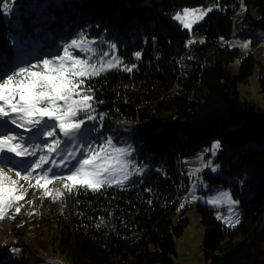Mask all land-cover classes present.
I'll return each instance as SVG.
<instances>
[{
  "label": "trees",
  "instance_id": "1",
  "mask_svg": "<svg viewBox=\"0 0 264 264\" xmlns=\"http://www.w3.org/2000/svg\"><path fill=\"white\" fill-rule=\"evenodd\" d=\"M206 6L213 9L191 29L175 19L184 9ZM240 10L239 23L234 16ZM234 36L264 40V0H0V54L14 58L21 40L29 58L42 64L56 59L50 52L64 56L62 48L72 59H86L82 54L95 44L114 50L120 62L110 69L95 63L99 74L78 77L83 84L73 98L88 92L104 134L114 136V144L124 139L134 164L147 170L138 175L130 168L123 185L95 190L77 182L70 192L64 181V209H36L39 227L50 220L58 231L56 250L70 264H174L177 240L189 225L178 208L188 180L182 160L213 141L220 144L215 161L222 175L207 171L204 177L234 185L242 215L229 228L210 206L197 205L207 228L205 259L264 264V106L241 97L255 59L240 60L235 73L239 50L227 44ZM260 84L264 93V76ZM118 124L126 126L122 137ZM19 208L6 215L21 230L14 229L0 264H33L34 252L24 243L33 235L23 215L29 209L24 203Z\"/></svg>",
  "mask_w": 264,
  "mask_h": 264
},
{
  "label": "snow or ice",
  "instance_id": "2",
  "mask_svg": "<svg viewBox=\"0 0 264 264\" xmlns=\"http://www.w3.org/2000/svg\"><path fill=\"white\" fill-rule=\"evenodd\" d=\"M175 19L181 20L180 16ZM183 26L190 25L183 23ZM22 44L18 40L14 58L0 54V215L23 198L17 188L19 181L13 180L5 168L25 181L40 170L34 178L46 195L52 180L69 181L64 186L71 192L77 182L93 190L100 185H123L131 175L129 168L142 174V169L133 162L130 148L117 146L119 141L114 144V136L104 134L103 118L94 115L88 92L80 99L73 98L80 95L77 89L83 84L78 77L99 74L95 63L72 59V53L64 49V56H59L58 51L48 53L56 59H42L44 70L34 71L40 58H29ZM107 52L106 46L99 48L95 59L103 58ZM135 57L139 59L140 53H135ZM109 66H113L111 62ZM127 70L131 72L132 68ZM57 129L62 136L56 135ZM74 145L83 147L79 158L71 150ZM213 148H220V144L215 143ZM15 210L19 212L20 208Z\"/></svg>",
  "mask_w": 264,
  "mask_h": 264
},
{
  "label": "rangeland",
  "instance_id": "3",
  "mask_svg": "<svg viewBox=\"0 0 264 264\" xmlns=\"http://www.w3.org/2000/svg\"><path fill=\"white\" fill-rule=\"evenodd\" d=\"M212 9L213 8L210 6L193 9L188 8L184 9L177 16H180V22L183 21V23L189 24L190 26L188 29H191L194 24L202 21L204 16ZM251 13L255 17H259V14L254 9L251 10ZM243 17L244 12L240 10L235 14L234 19L240 23ZM240 27L235 28V34L239 32ZM197 39H199L197 36H193L191 41ZM227 44L239 50V58L233 63L235 73L240 69V60L248 55L254 57V72L249 79V83L241 86V97L244 100H254L259 102L261 106H264V93L261 92L262 87L260 84V78L264 76V40L255 42L253 36L248 39L234 36L227 40ZM245 44L247 47L243 46ZM98 49L97 45L91 44L82 55L90 62L102 63L108 69L119 66L120 62L114 50L108 51L101 59H95L98 55ZM33 51H36V48H34ZM62 52H64L63 48ZM109 62L113 65L112 67L109 66ZM33 70L43 71V64L37 63V66ZM86 123L88 122L86 121ZM117 128L119 133H121V137L124 136L126 126L118 124ZM56 135L58 137L62 136L58 129ZM118 141L119 144L117 146H127V142L124 139L119 138ZM217 142L218 141H213L210 145L199 150L195 155L186 157L182 160V168H184L183 171L188 180L184 190L178 196V208L180 211L185 210V216L189 219V225L185 228L183 235L177 240V255L174 257V264H208L202 250L204 235L207 228L203 226L200 220L197 211L198 204L207 205L214 209L219 221L229 228H235L240 222L242 210L240 200H238L233 192L234 185L224 187L223 185L211 183L210 180L204 177L207 171L213 173L215 176L222 175L221 164L215 161L219 148H213V145ZM63 147L64 145L62 144L61 148ZM71 150L76 158H79L83 147H76L74 145ZM42 151L46 152L47 149H43ZM39 152L40 150H38V154ZM213 152H215V155H213ZM45 167H47V165H45ZM212 168H216V171L213 172ZM146 170L147 169H143L142 174L145 173ZM4 171L11 176L13 180L19 181L17 188L20 189L23 198L17 201L15 206L5 209L3 214L0 215V221L2 223L0 225V254L10 246L11 242H13L14 229L21 230V227L17 226L19 223L16 222V220L6 218V215H8L11 210L16 211V207L24 203L25 209H29V213L21 214H23L24 217L27 215L28 226L33 229V235L31 234L32 238L30 237L27 239V242L24 243H26L27 246L30 245V249L34 252L33 264H70L68 260L56 250L58 231L55 229L54 225L48 220V226L39 227L35 219L36 211H39L36 209L41 208V206L56 211L64 209L65 204L62 186L66 180H52V182L47 185L49 194L46 195L45 189L38 186L34 178L40 173V170H36L33 177H30L28 181L16 177L14 171L9 173L7 168H5ZM231 180L240 188L244 186L243 183H240L242 181L238 178L232 177ZM113 185L121 186L115 183H113ZM12 216L15 217L14 215ZM17 250L19 251V249ZM27 264H31V262Z\"/></svg>",
  "mask_w": 264,
  "mask_h": 264
}]
</instances>
